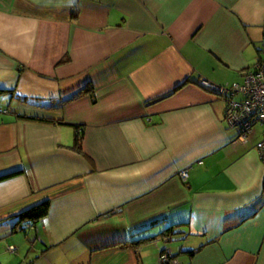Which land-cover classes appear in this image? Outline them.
Masks as SVG:
<instances>
[{
    "label": "crops",
    "instance_id": "1",
    "mask_svg": "<svg viewBox=\"0 0 264 264\" xmlns=\"http://www.w3.org/2000/svg\"><path fill=\"white\" fill-rule=\"evenodd\" d=\"M263 19L264 0H0V264H264L262 128L239 141L198 84H240Z\"/></svg>",
    "mask_w": 264,
    "mask_h": 264
},
{
    "label": "built area",
    "instance_id": "2",
    "mask_svg": "<svg viewBox=\"0 0 264 264\" xmlns=\"http://www.w3.org/2000/svg\"><path fill=\"white\" fill-rule=\"evenodd\" d=\"M261 29L258 56L252 68L244 73L240 84L213 85L205 80H200L198 84L224 100L223 120L228 126L238 130L239 141L244 142L255 126L262 128L256 149L264 164V19ZM186 176V170L179 172L182 180ZM157 259L158 264H174L167 250L161 251Z\"/></svg>",
    "mask_w": 264,
    "mask_h": 264
},
{
    "label": "trees",
    "instance_id": "3",
    "mask_svg": "<svg viewBox=\"0 0 264 264\" xmlns=\"http://www.w3.org/2000/svg\"><path fill=\"white\" fill-rule=\"evenodd\" d=\"M83 90L84 89L81 88L80 90L76 91L75 93H73L69 97H66L65 99H63V102L70 100L72 97L78 95ZM81 127L82 126H80V125H72V128L74 129V132H75L74 133V140H73V149H75L76 151L80 150V140L82 137V128ZM47 207H48L47 201H43V202H41L35 206L28 208L25 211H23L22 213L19 214L18 217H19V219L27 221L29 223V226H30V224H34L37 220H39L45 216V214L47 212ZM148 239L149 238L137 239L135 241H132L131 244L133 246H136L140 243H143L144 241H147Z\"/></svg>",
    "mask_w": 264,
    "mask_h": 264
},
{
    "label": "rangeland",
    "instance_id": "4",
    "mask_svg": "<svg viewBox=\"0 0 264 264\" xmlns=\"http://www.w3.org/2000/svg\"><path fill=\"white\" fill-rule=\"evenodd\" d=\"M261 32H262V29H261Z\"/></svg>",
    "mask_w": 264,
    "mask_h": 264
}]
</instances>
